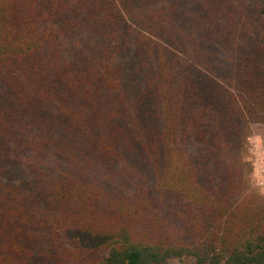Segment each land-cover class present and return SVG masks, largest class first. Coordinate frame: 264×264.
<instances>
[{
  "label": "trees",
  "instance_id": "trees-1",
  "mask_svg": "<svg viewBox=\"0 0 264 264\" xmlns=\"http://www.w3.org/2000/svg\"><path fill=\"white\" fill-rule=\"evenodd\" d=\"M252 122L264 0H0V264H264Z\"/></svg>",
  "mask_w": 264,
  "mask_h": 264
},
{
  "label": "rangeland",
  "instance_id": "rangeland-1",
  "mask_svg": "<svg viewBox=\"0 0 264 264\" xmlns=\"http://www.w3.org/2000/svg\"><path fill=\"white\" fill-rule=\"evenodd\" d=\"M250 133L247 137L246 152L244 153L245 160L248 161L252 167L250 174V185L255 188L262 196H264V124L261 122L250 123ZM11 173L1 174L0 180L6 176L19 178L23 175V164L20 160L12 157ZM7 178V177H6ZM72 240L64 244L65 249H70ZM60 251V250H59ZM70 258H63V264L71 263ZM167 264H187L186 260L179 258H172Z\"/></svg>",
  "mask_w": 264,
  "mask_h": 264
}]
</instances>
